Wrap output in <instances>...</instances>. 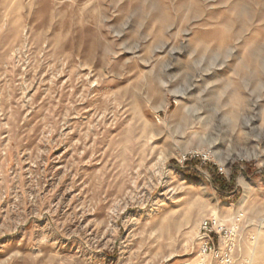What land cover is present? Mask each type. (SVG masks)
<instances>
[{
    "label": "rangeland",
    "instance_id": "rangeland-1",
    "mask_svg": "<svg viewBox=\"0 0 264 264\" xmlns=\"http://www.w3.org/2000/svg\"><path fill=\"white\" fill-rule=\"evenodd\" d=\"M195 157L264 173V0H0V264H200L215 211L264 264V179Z\"/></svg>",
    "mask_w": 264,
    "mask_h": 264
},
{
    "label": "built area",
    "instance_id": "built-area-1",
    "mask_svg": "<svg viewBox=\"0 0 264 264\" xmlns=\"http://www.w3.org/2000/svg\"><path fill=\"white\" fill-rule=\"evenodd\" d=\"M234 237L235 230L227 228L218 217L204 219L197 235L200 264H235Z\"/></svg>",
    "mask_w": 264,
    "mask_h": 264
},
{
    "label": "trees",
    "instance_id": "trees-1",
    "mask_svg": "<svg viewBox=\"0 0 264 264\" xmlns=\"http://www.w3.org/2000/svg\"><path fill=\"white\" fill-rule=\"evenodd\" d=\"M172 164L178 168L184 175L195 178L197 180H207L204 175L198 170L202 168L210 175V183L218 190L222 195L231 194L235 190V179L239 173H243L247 177L262 178L264 179V173L259 176L254 175L252 170L253 163L251 162H240L234 166V174L230 180L226 178L224 174L219 171V168L210 164L209 162H203L202 158H188L183 163L173 161ZM241 168H244L241 170Z\"/></svg>",
    "mask_w": 264,
    "mask_h": 264
},
{
    "label": "bare ground",
    "instance_id": "bare-ground-1",
    "mask_svg": "<svg viewBox=\"0 0 264 264\" xmlns=\"http://www.w3.org/2000/svg\"><path fill=\"white\" fill-rule=\"evenodd\" d=\"M247 203H248V196L245 195V196L243 197V199L241 200L240 204H239L240 209L244 208V206H245ZM213 217H219V216H218V211L213 212Z\"/></svg>",
    "mask_w": 264,
    "mask_h": 264
}]
</instances>
